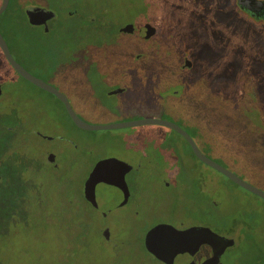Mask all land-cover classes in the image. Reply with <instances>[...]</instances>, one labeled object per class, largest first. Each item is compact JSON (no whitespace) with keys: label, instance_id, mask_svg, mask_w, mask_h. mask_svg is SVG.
I'll use <instances>...</instances> for the list:
<instances>
[{"label":"rangeland","instance_id":"374dc122","mask_svg":"<svg viewBox=\"0 0 264 264\" xmlns=\"http://www.w3.org/2000/svg\"><path fill=\"white\" fill-rule=\"evenodd\" d=\"M30 4L54 13L49 33L28 24ZM129 22L134 31L120 32ZM145 23L157 29L149 42L137 37ZM0 32L15 61L86 104L80 111L87 124L169 121L209 159L264 191V115L251 112L248 94L257 82L255 102H264V18L249 15L238 0H10ZM184 59L192 70H184ZM126 65L136 68L113 69ZM0 83V264H160L142 245L157 221L203 224L233 239L221 264H253L254 253H264V201L200 162L176 132L159 125L81 130L1 53ZM121 85L125 92L111 93ZM161 150L170 167L179 164L184 199H167L172 187L164 188L158 174L147 181L156 193L138 216L115 204L105 212L117 196L102 182L91 190L97 208L82 198L97 161L141 163L146 183V161Z\"/></svg>","mask_w":264,"mask_h":264},{"label":"water","instance_id":"95a60500","mask_svg":"<svg viewBox=\"0 0 264 264\" xmlns=\"http://www.w3.org/2000/svg\"><path fill=\"white\" fill-rule=\"evenodd\" d=\"M8 3L9 0H1L0 15L5 11ZM263 4L264 2L257 0H238V5L240 7H246V9L250 12H253L255 7H262ZM52 16V12L42 9L26 10V17L29 23L32 24H38L35 21L39 18H42L44 20L49 19ZM133 31L134 26L132 24H126L120 28V32L126 34H131ZM155 31L156 29L149 23H147L140 27V29L138 30V34L144 39H149L155 34ZM0 49L3 52L6 61L22 78L32 83L36 87L54 95L64 104L68 116L77 128L86 131L121 129L141 125H159L169 128L171 130H174L184 138V140L190 146L194 156L200 162L219 172L234 184L260 197L264 201V191L250 185L225 167L209 159L199 150L190 135L185 130L181 129L178 125L169 121L155 118L103 126L89 125L74 113L67 98L63 94H61L56 88L46 83L42 79L31 75L13 59L1 33ZM183 66L190 68L191 62L188 59H184ZM120 91L121 89H115L111 93L116 94ZM53 160V156L48 155V162L52 163ZM128 169H130V166L128 164L117 161L115 159H104L98 161L91 171L89 177L84 182L85 197L89 200L91 198V190L94 187V183L100 179L111 180L110 175H113L112 177L114 181L112 182L115 183L116 186L123 185L124 173ZM143 245L145 250L150 255L164 264H221V256L227 248L234 245V240L220 236L206 226L196 225L187 227L184 230H177L170 225L160 224L154 226L145 234ZM202 247H206V254H202L199 256V251ZM179 256H184V259L186 261L184 260V263L181 261L175 262L176 258Z\"/></svg>","mask_w":264,"mask_h":264},{"label":"flooded vegetation","instance_id":"af4514ba","mask_svg":"<svg viewBox=\"0 0 264 264\" xmlns=\"http://www.w3.org/2000/svg\"><path fill=\"white\" fill-rule=\"evenodd\" d=\"M10 2V0H9ZM0 3H1V0H0ZM9 5V3H8ZM8 7V6H7ZM7 9V8H6ZM5 9V10H6ZM28 9H42V10H45V11H49L46 7H43L41 5H36V4H30V5H27L24 10H25V15H26V10ZM242 10H245L246 12H248L250 15H252L254 18L256 19H259V18H264V4L262 7H255L254 8V11L253 13L248 11L246 9V7H241ZM5 12V11H4ZM51 12V11H49ZM1 16V15H0ZM27 18V17H26ZM55 19V15L53 13V16L49 19H42V18H39L38 20H36L35 22H37L38 24H32V23H29L28 19H27V22L28 24H30L31 26H36V27H39L41 28L42 32L43 33H49L51 31V23L54 21ZM131 22L129 23H126V24H130ZM125 24V25H126ZM147 24V23H145ZM155 28V27H154ZM120 29V28H119ZM1 33V32H0ZM124 34V33H123ZM157 34V29L155 31V34L154 36ZM2 35V34H1ZM139 36V34H138ZM3 37V35H2ZM141 37V36H140ZM4 39V37H3ZM5 40V39H4ZM6 42V40H5ZM7 44V42H6ZM8 46V44H7ZM8 49H9V46H8ZM10 51V49H9ZM0 53L3 57V59L6 61L4 55H3V52L1 51L0 49ZM11 53V52H10ZM18 64H20L18 61H16ZM6 63L9 65V67L23 80H25L24 78H22L11 66L10 64L6 61ZM65 63V62H64ZM21 65V64H20ZM27 72H29L23 65H21ZM63 65H61L60 67H62ZM79 71L82 73V72H87V66H79ZM133 68H136V66H125V67H113V69H119V70H124L125 72L133 69ZM70 72H73L72 70H69ZM57 72V75H59L61 73V71L59 69L55 70V73ZM67 72V70L65 71ZM30 73V72H29ZM31 75H33L32 73H30ZM34 76V75H33ZM36 77V76H35ZM124 76H122L123 78ZM38 78V77H37ZM26 82H28L27 80H25ZM44 81V80H43ZM30 83V82H28ZM47 83V82H46ZM31 85H33L32 83H30ZM48 84L52 85L54 88H56L61 94H63L69 104H70V107L72 108V110L74 111V113L80 118L82 119V112L80 111L81 109H86L87 106L86 104L84 103H81L79 105L75 104V102H73V100H71V98L69 97V95H67L63 90L59 89V87H57L55 84H52V83H49ZM2 84L0 83V95L2 94ZM35 86V85H33ZM36 87V86H35ZM38 88V87H36ZM40 89V88H38ZM115 89H121V91L119 93H116V94H121L123 92L126 91V86H119V88H115ZM113 89V90H115ZM42 90V89H40ZM44 91V90H43ZM112 91V90H111ZM46 92V91H45ZM48 93V92H47ZM50 94V93H49ZM111 94V93H110ZM109 94V95H110ZM52 95V94H51ZM56 101L59 103V105L61 106L62 110H63V113L66 115V117L71 121L70 117L68 116L67 112H66V109H65V106L64 104L57 98L55 97L54 95H52ZM72 122V121H71ZM174 131V130H172ZM175 132V131H174ZM177 133V132H176ZM178 134V133H177ZM182 140L184 141V138L178 134ZM186 144V143H185ZM188 144V143H187ZM190 147V146H189ZM48 155H50V153H48ZM47 155V157H48ZM147 157V156H146ZM154 160L157 158V160H148L146 161V163L149 165L148 167V171L145 172L147 173V177H143V180L146 181V183H143L140 181V170H141V163H138L136 165H131L129 163L126 162V164H128L130 166V169H128L125 173H124V177H123V181H124V184L123 185H120V186H116L115 183H113L112 181L114 180H108V179H100L98 181H96L94 183V186H97L99 182H102V184L108 186L110 188V192L112 193H115V195L117 196L116 200H117V203H115L114 201H110L108 200L107 203H108V206H105L106 207V211L105 212H110L111 211V208L110 206L112 204H115L113 205V207H118V208H126L127 210L130 211L131 215L132 216H138L139 213L141 212V209L144 207V203H145V199L146 198H153L155 195L154 193V190H150V189H153L154 188V183L153 184H150L148 183L147 181L149 180H152V175L153 174H158L159 175V182L162 184V186L164 188H168V187H172V190L173 192L172 193H168L166 194L167 195V199H171L173 201H179L180 198L181 199H184V180L182 182H179L180 181V167H179V164L178 162H176V166H169L170 163L167 162V160L165 159V152L164 151H159V154L156 155V156H153ZM108 159V158H107ZM104 160V159H102ZM54 162V160H53ZM52 162V163H53ZM98 162V161H97ZM96 162V163H97ZM50 163V162H48ZM50 163V164H52ZM95 163V164H96ZM125 163V162H124ZM175 163V162H173ZM168 164V168L166 167V165ZM54 167V164L52 165ZM95 166V165H94ZM93 166V168H94ZM93 168L91 169V171L93 170ZM91 171L89 172V174L87 175L86 179L89 177ZM156 172V173H155ZM184 172V170H183ZM85 179V181H86ZM84 181V182H85ZM94 188V187H93ZM92 188V190H93ZM81 192H82V198L84 199L85 202H87L88 204H90L93 208H97V203L95 201V199H92V195H91V198L88 200L85 195H84V183L81 187ZM199 190V189H198ZM151 194V195H150ZM84 195V196H83ZM114 202V203H113ZM150 209V207H147V210ZM183 209H184V205H183ZM183 213H184V210H183ZM165 214L167 216H170V217H173V215L175 214L174 210L172 208H167V210H165ZM160 224H165V225H170L172 227H174L175 229L177 230H184L185 228L187 227H190V226H205L203 224H194V225H185L184 226V222H179L178 224H172L171 221H157L155 222L154 224H152L151 226H149V228H147V230L144 232L143 236H142V245L144 244V237H145V234L151 229L153 228L154 226L156 225H160ZM207 227V226H206ZM108 240V239H107ZM144 247V245H143ZM145 249V248H144ZM146 251V250H145ZM147 252V251H146ZM148 253V252H147ZM149 254V253H148ZM152 256V255H151ZM153 257V256H152ZM154 258V257H153ZM155 259V258H154ZM156 260V259H155ZM158 263L160 264H164L158 260H156Z\"/></svg>","mask_w":264,"mask_h":264},{"label":"trees","instance_id":"16d2710c","mask_svg":"<svg viewBox=\"0 0 264 264\" xmlns=\"http://www.w3.org/2000/svg\"><path fill=\"white\" fill-rule=\"evenodd\" d=\"M257 1H262V2H264V0H257ZM25 6L26 5H24V8H25ZM248 13V12H247ZM253 13V12H252ZM250 15V14H249ZM252 16V15H251ZM257 29H259V28H257ZM126 37L127 36H132V35H125ZM137 37H139L141 40H144L145 42H149V41H151V39L152 38H149V39H144V38H142V37H140V36H137ZM134 59H135V57H134ZM142 59V56H138L136 59H135V61L137 62V61H140ZM126 66H130V65H126ZM183 68H184V70H188V71H190V70H192V68H193V66L191 67V68H187V67H184L183 66ZM258 70H260V69H258ZM129 71H131V70H129ZM189 82H190V80H189ZM181 83H184V85L186 84V80H184V82H181ZM258 86V83L257 82H254V81H251V85L249 86V88H248V94H249V98L252 100V102H251V105H250V110H251V112L253 113V114H257V116L259 117V116H261V115H264V102L263 103H261V105H260V103L258 104V103H256L255 101H256V98H257V96H258V94H257V87ZM126 89H127V86H126ZM243 108H245V109H242V113H243V115H245V113H247L248 112V110H249V108H248V106L246 107V106H243ZM189 134V133H188ZM191 137V136H190ZM192 138V137H191ZM193 139V138H192ZM194 141V140H193ZM184 142L186 143V145H187V147L189 148V150H190V153L194 156V154H193V152H192V150H191V148L189 147V145L187 144V142L184 140ZM195 157V156H194ZM240 178V177H239ZM198 191H195V193H197ZM205 197H207V196H205ZM241 227L240 225H237V226H235V227H233V228H230V229H232V230H234L236 227ZM242 230H244V231H242ZM240 231H241V233L243 232L244 234H246V238L245 239H247V238H249V230H247L245 227H242L241 229H240ZM245 239H240L239 241H241L242 242V240H245ZM251 239H252V243L251 244H255L254 242H255V240H253V238L251 237ZM238 241V242H239ZM253 247H254V245H253ZM263 252L259 249L257 252H255L254 253V259H252V262H253V264H263V260H264V257H263Z\"/></svg>","mask_w":264,"mask_h":264}]
</instances>
